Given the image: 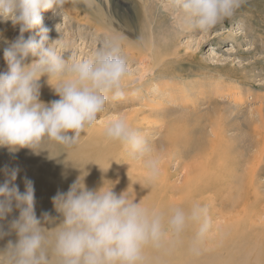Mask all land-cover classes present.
Listing matches in <instances>:
<instances>
[{
	"label": "rangeland",
	"instance_id": "obj_1",
	"mask_svg": "<svg viewBox=\"0 0 264 264\" xmlns=\"http://www.w3.org/2000/svg\"><path fill=\"white\" fill-rule=\"evenodd\" d=\"M88 2L65 0L57 16L43 14L50 39L62 38L63 54L86 59L109 38L105 32H114L137 48L155 43L156 57L166 60L155 69L158 80L145 72L146 64L127 60L129 83H135L122 98L109 99L97 131L87 130L71 149L52 144V154L42 152L43 169L59 179L55 189L67 191L78 169L86 168L89 188L106 179L120 193L124 189L117 185L135 171L142 179L131 178L129 192L145 199L147 207L165 213L193 205L206 209L205 235L193 244L196 226L190 224L168 250L154 251L155 261L161 257L162 264H170L179 254L196 256L201 264H264V0H246L233 17L207 32L182 27L164 0ZM18 34L10 21H0V71L6 68L4 41ZM115 118L125 119L147 141L158 161L154 182L146 183L143 164L131 160L123 146L105 141L104 126ZM216 126L220 130L214 134ZM16 155L33 153L22 149ZM51 157L58 161L54 167ZM257 161L251 190L248 175ZM247 190L246 206L248 193L241 197ZM226 223L231 227L222 232Z\"/></svg>",
	"mask_w": 264,
	"mask_h": 264
},
{
	"label": "clouds",
	"instance_id": "obj_2",
	"mask_svg": "<svg viewBox=\"0 0 264 264\" xmlns=\"http://www.w3.org/2000/svg\"><path fill=\"white\" fill-rule=\"evenodd\" d=\"M245 2L164 0V6L185 29L207 32ZM64 4L0 0V21L19 30L13 40L4 41L6 68L0 71V148L11 154L22 149L39 154L36 149L44 143L73 148L97 124L109 99L123 97L128 65L119 38H106L83 60L63 54L61 37L50 39L43 14L57 16ZM42 78L58 99L41 100ZM103 137L123 146L131 160L143 164L146 183L154 182L158 161L141 133L115 118L105 124ZM78 170L67 191L58 190L51 198L56 215L45 211L37 217L34 182L25 175L21 191L16 183L21 168H0V241L15 237L0 247V264H148L147 250H168L190 224L196 226L193 244L208 231L206 209L199 205L157 211L133 199L127 189L116 193L109 180L89 188L86 168Z\"/></svg>",
	"mask_w": 264,
	"mask_h": 264
},
{
	"label": "bare ground",
	"instance_id": "obj_3",
	"mask_svg": "<svg viewBox=\"0 0 264 264\" xmlns=\"http://www.w3.org/2000/svg\"><path fill=\"white\" fill-rule=\"evenodd\" d=\"M88 1L89 0H87V2ZM143 1H145V0H143ZM92 3H93L92 1L88 2L89 5H91ZM109 19L111 20V23H112L113 22L112 21V17H109ZM84 20L86 21V18ZM151 32H152V30L150 29L149 33H151ZM105 33H106V35L108 37H115L114 32H112L111 34H109L110 32H105ZM150 36H151V34H150ZM151 40L153 41V39H151ZM121 42H122L123 53L126 56L127 60L128 61H134V62H137L139 64L140 63L146 64L147 66H146L145 72H148L149 75L153 76L156 80H158L159 77H157V75H156L157 73H155V69H156V67L161 66V64L166 59L157 58L156 57V55L158 53H157V50L154 49L155 48V43H154V45H153V42L149 43L148 45L147 44L145 45V44L142 43L141 47L137 48V47L133 46L129 41L125 40V39H121ZM164 48H166V47H164ZM165 54H167V53H165ZM162 55L164 56V54H162ZM167 63L168 62H165V64H167ZM145 72L143 71V73H145ZM141 76H142V73H141ZM130 78L132 79L131 75L130 76H126V78L122 81L123 90L128 89V87L131 84L135 83V81H133L130 84L129 83ZM45 81H46V78H42L41 81H40V83H41V98H42V100L44 102H50V101L58 99V97L54 94L53 90L46 84ZM53 83H55V82H53ZM136 83H138V81H136ZM89 130L91 132L92 131L93 132L97 131V129L95 127H92ZM219 130H220V128L216 126V128L214 129V131H215L214 134H216ZM215 143H217V141ZM52 147H53V145L51 143H44L38 148V149H40L38 151L40 153L39 154H33L32 157H28V156H25V155H16V153L15 154H11V153L7 152L6 149L0 150V168H3L4 165H6V164L12 165V166H17L18 165L21 168V173L18 176L17 181H16V183L19 185L21 191H23L22 179H23V177L25 175L27 177H29L34 182L35 199H36L35 211H36L37 217H40L41 214L43 212H45V211L51 213L53 216L56 215V213L53 210V205L51 203V198L58 191V190L55 189L54 184L57 187L59 179L58 178L56 179L52 174H50V176H49L48 175L49 172L47 171V169L46 170L43 169L44 166L42 165V162H41L42 161V157H43L42 152L46 149L44 151V153L45 152H49L50 154H52ZM226 148L228 149V148H230V146H227ZM28 151H30V150H28ZM6 152H7V155L5 156ZM224 162L226 163L227 161H224ZM49 163H50L49 167H54V166H56V164H58V161H55V159L53 157H51V159L49 160ZM123 164H124V162H123ZM258 165H259V161H257V163H255V164H253V166H252L253 168L250 169V171H249L248 187L251 188V190H252V188H254V180H255V177H256V170L255 169L258 168ZM49 170H50V172H52V169H49ZM261 170L263 171V169H261ZM134 173H135V171L132 172L131 175L128 178L122 179L120 184L117 185L118 188H123L124 190L127 189L128 193L130 194L129 187L131 185V178H133V183L137 182V180H139V179H142L141 178L142 176L139 177L137 175H134ZM105 176L106 177H112L111 173H107V174H105ZM232 177H233V175H232ZM2 181H3V176L0 175V182H2ZM188 183L191 184V181L188 180ZM222 183H226V181H224ZM191 188H189L188 190H190ZM247 193H248V199H247L245 205L249 202V199H250V196H251V192L247 190V192L241 197V199L246 198ZM131 197H132V195H131ZM183 199L187 200V198H183ZM144 201H145V199H143V201H142L145 204ZM147 204H149V203H147ZM13 215L16 216V215H18V213L14 212ZM262 215H264V209H260V216H262ZM258 216H259V214H258ZM263 222H264V220H263ZM230 227H231V224L226 223V225L224 227H221V228L224 229V231H222V232H225V230L227 228H230ZM263 227H264V224H263ZM219 231H221V230L219 229ZM7 239H15V237L13 235L12 237L6 238L4 241H0V247H3L7 243ZM146 254H147V258H148V264H162V259H161L160 256H159L160 257L159 260H157V261L154 260V258L156 257V255H155L156 253H154V251L149 249V250H147ZM261 254L264 257V251H260V255ZM172 262L173 263H170V264H201L200 262L197 261L196 256L182 257L179 254L177 255V259L173 260ZM238 264H241V263H238ZM242 264H243V262H242ZM259 264H260V262H259Z\"/></svg>",
	"mask_w": 264,
	"mask_h": 264
}]
</instances>
